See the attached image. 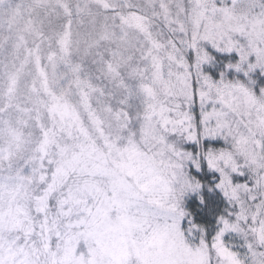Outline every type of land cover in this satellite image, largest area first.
I'll list each match as a JSON object with an SVG mask.
<instances>
[{"label": "snow or ice", "instance_id": "1", "mask_svg": "<svg viewBox=\"0 0 264 264\" xmlns=\"http://www.w3.org/2000/svg\"><path fill=\"white\" fill-rule=\"evenodd\" d=\"M0 264H264V0H0Z\"/></svg>", "mask_w": 264, "mask_h": 264}]
</instances>
